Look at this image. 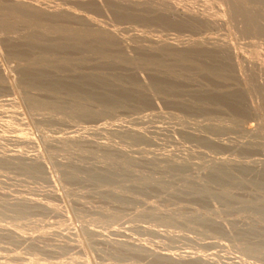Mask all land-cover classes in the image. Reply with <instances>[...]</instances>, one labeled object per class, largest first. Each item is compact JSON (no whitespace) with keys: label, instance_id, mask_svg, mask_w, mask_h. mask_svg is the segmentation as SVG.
Segmentation results:
<instances>
[{"label":"rangeland","instance_id":"obj_1","mask_svg":"<svg viewBox=\"0 0 264 264\" xmlns=\"http://www.w3.org/2000/svg\"><path fill=\"white\" fill-rule=\"evenodd\" d=\"M262 118L264 0H0V264H264Z\"/></svg>","mask_w":264,"mask_h":264},{"label":"bare ground","instance_id":"obj_2","mask_svg":"<svg viewBox=\"0 0 264 264\" xmlns=\"http://www.w3.org/2000/svg\"><path fill=\"white\" fill-rule=\"evenodd\" d=\"M168 2V1H167ZM158 4V3H157ZM185 8V7H184ZM151 9H152V7H151ZM172 9V8H171ZM162 10V9H161ZM190 11V10H189ZM214 11V10H213ZM152 13V12H151ZM198 17V16H197ZM185 21V20H184ZM224 46V45H223ZM232 51V50H231ZM231 53V52H230ZM229 53V54H230ZM233 54V53H232ZM247 54V53H246ZM262 119H264V118H262Z\"/></svg>","mask_w":264,"mask_h":264}]
</instances>
